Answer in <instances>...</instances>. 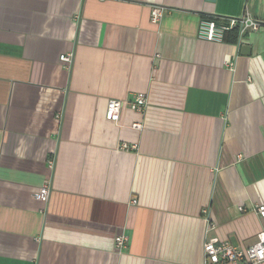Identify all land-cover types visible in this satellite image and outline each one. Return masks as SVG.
<instances>
[{
  "label": "crops",
  "instance_id": "obj_1",
  "mask_svg": "<svg viewBox=\"0 0 264 264\" xmlns=\"http://www.w3.org/2000/svg\"><path fill=\"white\" fill-rule=\"evenodd\" d=\"M244 17L260 29L199 37ZM259 205L264 0H0V264H204L212 238L258 242Z\"/></svg>",
  "mask_w": 264,
  "mask_h": 264
},
{
  "label": "built area",
  "instance_id": "obj_2",
  "mask_svg": "<svg viewBox=\"0 0 264 264\" xmlns=\"http://www.w3.org/2000/svg\"><path fill=\"white\" fill-rule=\"evenodd\" d=\"M165 9L161 7H155L152 10L151 19L154 24H157L164 14ZM261 24L255 20L244 17L240 20L225 19L220 22L216 20L204 21L201 24L199 37L209 42L221 41L223 35L226 32L237 30L240 35V39L247 33H252L259 30ZM61 62L67 65H72L73 54L63 55L60 57ZM147 95L143 93H137L127 100H110L107 106L108 118L114 122L119 123L121 119L122 110L124 107H129L133 111L143 114L148 108ZM133 128L140 129L141 124H133ZM122 150H130V146L127 144L122 145ZM55 162H50L51 169H54ZM52 181L46 180L39 189L36 199L41 203L47 205L50 201L52 192ZM138 200L133 199L131 204L136 205ZM258 215L257 217L264 223V205H259L253 208ZM208 216V212L205 211ZM128 243L127 237L118 235L115 239V249L118 252H122L126 248ZM204 251V264H264V229L258 234V242L249 248H240L231 245L230 242H221L217 238L208 240L203 245Z\"/></svg>",
  "mask_w": 264,
  "mask_h": 264
},
{
  "label": "water",
  "instance_id": "obj_3",
  "mask_svg": "<svg viewBox=\"0 0 264 264\" xmlns=\"http://www.w3.org/2000/svg\"><path fill=\"white\" fill-rule=\"evenodd\" d=\"M242 51H243V53H245V54H249V53H250V47H249V46H243V47H242Z\"/></svg>",
  "mask_w": 264,
  "mask_h": 264
}]
</instances>
